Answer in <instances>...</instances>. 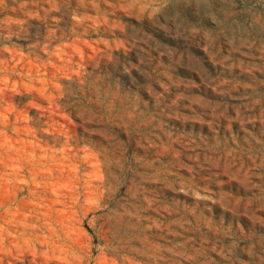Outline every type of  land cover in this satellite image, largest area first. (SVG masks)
Listing matches in <instances>:
<instances>
[{
	"label": "rangeland",
	"instance_id": "374dc122",
	"mask_svg": "<svg viewBox=\"0 0 264 264\" xmlns=\"http://www.w3.org/2000/svg\"><path fill=\"white\" fill-rule=\"evenodd\" d=\"M0 264H264V0H0Z\"/></svg>",
	"mask_w": 264,
	"mask_h": 264
}]
</instances>
